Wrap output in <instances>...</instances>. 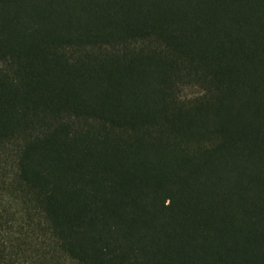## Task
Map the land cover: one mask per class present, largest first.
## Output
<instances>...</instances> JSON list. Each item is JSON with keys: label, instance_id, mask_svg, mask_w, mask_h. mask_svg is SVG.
Listing matches in <instances>:
<instances>
[{"label": "trees", "instance_id": "obj_1", "mask_svg": "<svg viewBox=\"0 0 264 264\" xmlns=\"http://www.w3.org/2000/svg\"><path fill=\"white\" fill-rule=\"evenodd\" d=\"M0 264H264V0H0Z\"/></svg>", "mask_w": 264, "mask_h": 264}, {"label": "rangeland", "instance_id": "obj_2", "mask_svg": "<svg viewBox=\"0 0 264 264\" xmlns=\"http://www.w3.org/2000/svg\"><path fill=\"white\" fill-rule=\"evenodd\" d=\"M194 90H189V92H193Z\"/></svg>", "mask_w": 264, "mask_h": 264}]
</instances>
